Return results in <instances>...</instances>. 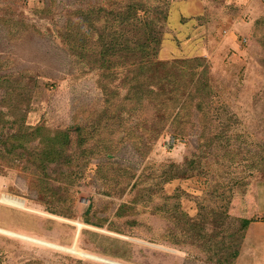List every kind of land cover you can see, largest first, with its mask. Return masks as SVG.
<instances>
[{"label": "rangeland", "instance_id": "rangeland-1", "mask_svg": "<svg viewBox=\"0 0 264 264\" xmlns=\"http://www.w3.org/2000/svg\"><path fill=\"white\" fill-rule=\"evenodd\" d=\"M263 157L264 0H0V264H264Z\"/></svg>", "mask_w": 264, "mask_h": 264}, {"label": "bare ground", "instance_id": "bare-ground-1", "mask_svg": "<svg viewBox=\"0 0 264 264\" xmlns=\"http://www.w3.org/2000/svg\"><path fill=\"white\" fill-rule=\"evenodd\" d=\"M3 202L5 204H7V205L18 207V208H22V205H23L19 200L15 199L13 197H4ZM78 227L81 229L84 226L82 224H78ZM0 232L8 234V235L10 234L9 231L3 230V229H0ZM12 235L18 236V237H20L22 239H25V240H28V241H32V242H35V243H38V244H41V245H44V246H47V247H53V248L60 249V250H66V251L71 252L72 254H76V255L78 254V255H81V256L89 258V259H95V260H99L101 262H106V263L112 262V261H109V260H107L105 258L103 259V258H100V257H96V256H93V255L81 252V251H79L77 249L76 246L69 249V248H65V247H62V246H59V245H56V244L39 241L37 239L30 238V237L23 236V235L21 236V235H17V234H14V233H12ZM78 235H79V233H77V238H78ZM113 263L114 264H118L116 262H113Z\"/></svg>", "mask_w": 264, "mask_h": 264}, {"label": "trees", "instance_id": "trees-1", "mask_svg": "<svg viewBox=\"0 0 264 264\" xmlns=\"http://www.w3.org/2000/svg\"><path fill=\"white\" fill-rule=\"evenodd\" d=\"M79 13H81L82 15L85 14L86 12L83 11V10H79ZM89 13V12H88ZM86 13V14H88ZM87 19V18H86ZM78 34H76V32H74V27L73 25H70V27H68V31L67 33L65 34V39L70 43L71 47L73 49H75L76 47V43H75V39H79L78 38ZM66 139V138H65ZM8 146V145H7ZM44 153H41L43 157H46V158H50L52 156V152L48 149H45L43 151ZM42 157V160H44ZM59 157L60 158H64L63 154L62 153H59ZM66 159V158H65ZM261 161L264 162V157L261 159ZM254 223V220L253 219H243L242 222H241V229L239 231V233H244L248 230V228ZM238 254L237 253H234L233 257H237Z\"/></svg>", "mask_w": 264, "mask_h": 264}]
</instances>
